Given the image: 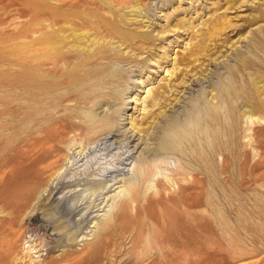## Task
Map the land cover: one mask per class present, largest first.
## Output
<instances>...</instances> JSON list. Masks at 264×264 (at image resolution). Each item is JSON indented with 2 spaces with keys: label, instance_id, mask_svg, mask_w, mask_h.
I'll use <instances>...</instances> for the list:
<instances>
[{
  "label": "rangeland",
  "instance_id": "obj_1",
  "mask_svg": "<svg viewBox=\"0 0 264 264\" xmlns=\"http://www.w3.org/2000/svg\"><path fill=\"white\" fill-rule=\"evenodd\" d=\"M125 2L114 6L113 11L126 16L122 22L117 17V27L130 42L117 43L115 39L112 53H122L121 58L92 66L114 74V80L101 88H105L106 97L88 98L63 109L84 118L76 122L96 119L93 128L102 123L113 125L111 131L101 133V141L91 146L87 144L89 135L83 133L82 145L86 147L80 159L95 154L99 165L118 157L122 163L125 140L130 138L129 147L135 148L133 158L120 167L127 172L120 179H133L135 163L143 157L161 163L157 171L165 175H171L179 165L189 164L192 168L186 167V177L192 194L197 196V211L208 217L214 228L201 234V252L217 243L224 250L217 264H264V0H139L134 11ZM38 5L39 0H0V126L13 127L3 130L8 135L7 145L18 140L23 128L34 125L23 108L33 105L37 92L34 30L38 28ZM96 11L111 20L106 10ZM31 51H36L32 52L34 56ZM253 83L258 84V93ZM156 94L164 100L148 105L146 101ZM258 105L253 115L256 119L251 121L247 113L242 115ZM206 108H210L209 113ZM248 121L253 125L249 126ZM120 190L117 188L115 193ZM89 196L86 200L91 204L94 197ZM92 205L86 215L103 219L108 207L97 213ZM36 213L41 218L42 211ZM89 219L87 231L93 226ZM41 225L24 222L17 245L20 264H70L63 257L79 252L87 244L81 241L82 235L71 241L72 231L45 233L38 228ZM121 234L113 233L115 249L109 263L192 264L191 259L176 262L150 254L151 246L146 244L132 248L129 234Z\"/></svg>",
  "mask_w": 264,
  "mask_h": 264
},
{
  "label": "bare ground",
  "instance_id": "obj_2",
  "mask_svg": "<svg viewBox=\"0 0 264 264\" xmlns=\"http://www.w3.org/2000/svg\"><path fill=\"white\" fill-rule=\"evenodd\" d=\"M136 1L139 2L134 0L135 3L132 4L133 2L124 0H53L54 3L47 4L44 0H39L35 15V27L38 28L34 30L37 32L35 57L38 66L34 72L37 77V92L35 97L32 95L33 105L23 108L24 115L32 118L34 125L25 130L20 126L23 128V131H20L21 136L10 145L6 144L3 130L13 127L0 126V264H20L17 245L21 242L20 231L24 222L42 223L38 228L45 233L55 230L72 231L71 241H74L77 235H82L81 241H87V244L79 252H69L63 257V260L70 261V264H101L104 261L112 264L109 260L114 248L113 233L116 231L118 234L122 232L121 235L129 234L132 248L146 244L151 246L150 254L165 260L173 259L179 262L191 259L192 264H217V260L222 258L224 250L220 244L210 245L208 250L203 252L204 255L199 247L201 234L212 232L214 228L209 218L197 211L198 200L197 196L192 194L186 177L187 166L179 165L178 170L170 173L171 175H165L162 171H157L161 163L143 157L135 163L132 170L133 179H120V176L127 175V172L123 173L124 168L121 170L120 167L133 158L132 151L135 148L131 150L129 147L130 138L125 140L126 152L122 151V163L118 157L104 166L99 165L100 159L96 161L95 154L93 157L80 159L86 147L85 144L82 145L85 140L83 133L89 135L87 144L91 146L101 133L111 131L113 125L102 123L93 128L96 123V119H90L93 117L89 118L90 121L76 122V119L81 120L83 117L76 115V112L72 114L73 112L69 111V114L68 111H63L67 110L70 104L75 106L88 98H100L105 95V88H101L114 80V74L107 69L92 66H101L102 61L110 63L121 58L122 53H112L113 41L117 39V43H126L130 42V38L117 27V17L122 22L126 20V16L116 15L113 7L125 2L127 8L134 11L138 5ZM97 9L106 10L111 20L98 14ZM120 10L123 12L124 9ZM32 52L36 51L30 52L34 56ZM117 81L121 83L123 80ZM253 87L258 93V84L253 83ZM32 91L35 92L34 89ZM161 98L163 99L162 95H152L146 103L153 106ZM194 105L193 107L196 106ZM257 107L260 108L259 105L253 106L248 112H242V115L248 114L247 118L252 121L256 116L253 115L257 112ZM61 108L62 111H59ZM208 110L206 108L207 113ZM251 123L249 126L253 125ZM77 148L79 150L75 152ZM94 160L96 162L92 163ZM189 166L188 164L187 168H190ZM119 172L122 174L118 175ZM119 183L120 187H114ZM117 188L121 190L115 193ZM88 195L89 198L94 197L91 204L86 200ZM108 201L110 204L107 206ZM91 205L97 213L108 207L105 217L96 220L94 218H99V215L88 217L86 212ZM37 210L42 211L41 218L35 214ZM77 216L78 220L75 219ZM88 219L93 223L90 231H87L89 226L85 227ZM83 229H86V232H83Z\"/></svg>",
  "mask_w": 264,
  "mask_h": 264
}]
</instances>
